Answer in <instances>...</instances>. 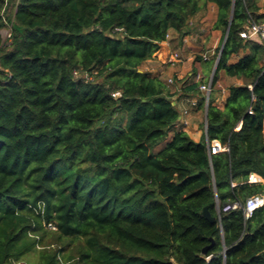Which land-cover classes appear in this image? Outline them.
<instances>
[{
    "label": "trees",
    "instance_id": "1",
    "mask_svg": "<svg viewBox=\"0 0 264 264\" xmlns=\"http://www.w3.org/2000/svg\"><path fill=\"white\" fill-rule=\"evenodd\" d=\"M260 1L0 0V264H264V204L242 207L264 195V45L240 35ZM210 5L207 102L206 79L185 87L206 113L194 140L144 65ZM220 71L241 81L223 106ZM212 139L227 150L210 155Z\"/></svg>",
    "mask_w": 264,
    "mask_h": 264
},
{
    "label": "crops",
    "instance_id": "2",
    "mask_svg": "<svg viewBox=\"0 0 264 264\" xmlns=\"http://www.w3.org/2000/svg\"><path fill=\"white\" fill-rule=\"evenodd\" d=\"M210 9L214 11V16L212 21L211 19L209 20L211 24L210 31L208 34H206L207 35L206 39L208 40H206V43L205 41H203L202 43V47L205 43L204 45L205 47H203L204 50H208V51L214 49L218 41L217 32L212 30V24L215 19L214 6L210 5ZM205 17L201 21V26L199 28V31L194 34L183 37L182 40L179 39L176 32L169 31L166 40L161 42L159 50L151 58L147 59L144 65V69H147L152 73L160 75L164 80H165V76H167L168 79L169 78L171 79L172 85H170V87L175 91V95L173 96V103L176 104V107L179 111L178 121L176 122L175 127L185 130L189 134V136L194 140H200L203 136H205V122H204L205 111L204 109L197 108V101H198L197 95H194L191 92H186L187 88L185 87H187L191 81H195L194 80L195 75L191 78H188L187 75L185 76V74L183 73L185 71L184 69L185 67L183 65L187 64L186 61L191 59L190 57L191 55H188L187 60L184 61L183 63H179L180 60L177 61V59H169V57L171 56V53L178 52L177 50H180L181 52L184 53L191 52L192 48H194L191 47L194 46L191 37L193 38L194 35L199 36L200 34H203V32H205V26L208 24L207 20H205ZM211 53H213L212 50ZM208 57L210 58L209 55ZM167 61L170 62V64H168ZM149 62L153 63V65L147 67L146 64H149ZM204 62L191 60L190 61L191 70L192 68H194L197 71L198 69L199 70L201 69L205 72L207 70V66H205ZM212 72L209 75V77L212 75ZM187 74L188 76L191 75V71H189ZM204 75H202V79H204ZM174 78L177 79L178 81L174 82L173 80ZM207 80L208 78L206 79V81ZM239 83H241L240 80L235 82V84H239ZM227 93H228L227 88L221 86L216 91V103L219 106H223L224 100L227 97ZM192 101H196V105L193 106ZM200 113H201V119L199 116ZM261 181H263V179Z\"/></svg>",
    "mask_w": 264,
    "mask_h": 264
},
{
    "label": "built area",
    "instance_id": "3",
    "mask_svg": "<svg viewBox=\"0 0 264 264\" xmlns=\"http://www.w3.org/2000/svg\"><path fill=\"white\" fill-rule=\"evenodd\" d=\"M240 35H241V37H243L245 39H255L264 45V21H261V22L251 21V22H249L240 31ZM177 57H178L177 52L172 53L170 56L171 59H176ZM203 58L207 59L208 56L206 54H203ZM194 79L197 82L201 81L202 80L201 74L196 73L194 76ZM210 83H211V76L208 78V80L205 83H200V85H199V89L204 94L205 103L207 102L208 95H209V92L211 90ZM115 93H118V92H115ZM192 105L193 106L196 105V101H192ZM249 112H251V111L249 110ZM206 142H207L208 153L210 155L219 153V152L224 151V150H227V146L222 145L219 142V140H217V139H212L210 141L207 140ZM261 180L262 179L260 176H258L255 173H251L248 181L249 182H259ZM263 204H264V195L255 194V195L248 197L243 206L241 204H239L238 202H232L230 204L224 205L223 210L242 206L243 211H244V215L250 216L254 209L260 207Z\"/></svg>",
    "mask_w": 264,
    "mask_h": 264
},
{
    "label": "rangeland",
    "instance_id": "4",
    "mask_svg": "<svg viewBox=\"0 0 264 264\" xmlns=\"http://www.w3.org/2000/svg\"><path fill=\"white\" fill-rule=\"evenodd\" d=\"M260 3H261V5H264V0H261L260 1ZM260 12H264V7H262L261 9H260ZM213 16H214V11H212L211 9L209 10V12H208V14L206 15V17H205V20H207V25L205 26V32H203V34H200L199 36H193V38L191 37V40H192V42H193V45L194 46H191V47H194V48H192V50H191V52H187V53H184V52H181L180 50H177L178 52V57L176 58L177 59V61H179V63H183L184 61H186L187 60V58H188V55H191L190 57H191V59L190 60H188V61H186V65H183L185 68V71L183 72L184 74H185V76L187 75L188 76V72L189 71H191V65H190V61L191 60H195L196 59V57L197 56H200V55H202V54H206L207 56L209 55L210 56V58H212V57H214V55H215V53H214V50H215V48L214 49H211L212 51H213V53H211V50L210 51H208V50H204V48L203 47H205L204 45H205V43H206V40H208V39H206L207 38V35L206 34H208L209 33V31H210V19H211V21H212V19H213ZM209 21V22H208ZM9 30H10V27H9V25H6V26H4V27H2L1 28V30H0V32H1V36H2V41L3 42H6L7 41V39H8V35H9ZM195 37H196V39H195ZM203 41H205V43H204V45H203V47H202V43H203ZM196 45V46H195ZM174 53V52H173ZM184 53V54H183ZM172 54V53H171ZM184 55H186V56H184ZM169 59H171L170 57H169ZM168 62V61H167ZM214 63H215V60H214ZM214 63L211 65V66H208L207 67V70L204 72L203 70H199L198 69V73H202L201 74V76L202 75H204V79H207V78H209V75L211 74V72L214 70ZM168 64H170V62H168ZM150 65H153V63H150L149 62V64H146V66L148 67V66H150ZM165 80H166V82H168L170 85H172V82H171V79L169 78L168 79V77L167 76H165ZM195 80V79H194ZM239 79H236L235 77H229V76H227V75H225V73L223 72V71H220L219 72V74H218V80H217V87H227L229 84H232V83H234L235 84V82L236 81H238ZM200 119H201V113H200ZM204 122H205V119H204ZM163 146V143L162 144H160L158 147H157V149L156 150H158V149H160L161 147ZM29 256H32V258H34L33 257V253H31V254H29ZM13 264H30L29 263V261L28 262H26L25 260H21V261H19V262H15V263H13Z\"/></svg>",
    "mask_w": 264,
    "mask_h": 264
},
{
    "label": "water",
    "instance_id": "5",
    "mask_svg": "<svg viewBox=\"0 0 264 264\" xmlns=\"http://www.w3.org/2000/svg\"><path fill=\"white\" fill-rule=\"evenodd\" d=\"M231 19H232V16L230 17V20H231ZM228 31H229V27H227V30H226V33H225V36H224V39H223V42H222L221 48H222V46H223V44H224V42H225L226 36H227V34H228ZM217 59H218V56H217V58H216V60H215L214 68H215V65H216V61H217ZM205 133H206V113H205ZM201 213L204 215L205 218H207V219L210 220V221H215V220H216V217H215V216H212V215L209 213V211H208V209H207L206 206L203 207V209L201 210ZM206 249H207V247H205V248L203 249V252H206Z\"/></svg>",
    "mask_w": 264,
    "mask_h": 264
}]
</instances>
